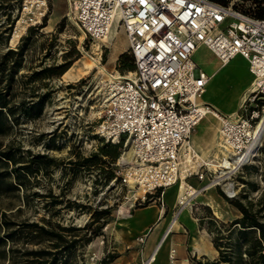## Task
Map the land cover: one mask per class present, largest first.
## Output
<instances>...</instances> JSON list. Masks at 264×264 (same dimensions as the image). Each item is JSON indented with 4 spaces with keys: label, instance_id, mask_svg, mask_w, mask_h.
Returning a JSON list of instances; mask_svg holds the SVG:
<instances>
[{
    "label": "rangeland",
    "instance_id": "1",
    "mask_svg": "<svg viewBox=\"0 0 264 264\" xmlns=\"http://www.w3.org/2000/svg\"><path fill=\"white\" fill-rule=\"evenodd\" d=\"M17 8L13 7L10 10L9 20L6 19L3 11H0V54L8 48L15 49L22 44V36L28 34L29 27L20 33L13 44L11 43L13 32L20 18ZM65 13L66 5L63 0H48L46 15L41 23L34 25L36 29L29 35L30 40L25 50L23 67L15 77L24 79V76L43 65L62 62L63 56L71 57L74 52L73 46H75L79 57L69 67L70 77L68 75L53 77L46 80V86L37 87L38 92L48 89L50 94L42 115L34 120L21 121L9 136L0 137L2 144L10 141L14 145H20L23 149L54 157L60 161V164L55 166L49 175L40 173L35 179L31 177L27 189L10 195H0V211L6 212L7 217L14 222L15 225L11 228H16L17 224L32 221L46 225L45 220L49 219L56 231L67 234V238H74L76 240L74 245L56 255L57 264H145L153 247H146L147 237L142 244L137 243L134 238L135 234L126 237L124 226L127 225L126 220L131 217L134 209L145 208L149 205L161 207L160 195H153L144 201L132 199L131 195L135 191L131 190L130 193L119 183L116 162L112 165L115 176L108 182H105V173L98 168L93 170L82 168L74 171L72 165L68 163V160L75 159L77 154L85 156L96 151L101 142H104L96 134L95 129L101 114V96L107 82V74L98 73L95 68L85 72L83 67L85 63H90L91 59L99 58L106 72L109 73L113 67L117 69L116 57L119 51L128 52L127 39L123 32L117 29V24L114 22L112 27L118 31L115 37L111 41L97 40L91 46L89 42L82 41L76 27L67 19ZM42 24L44 25L40 27ZM20 25L24 26L22 22ZM100 50L102 52L99 56ZM216 64L218 61L213 62L211 66ZM216 76L219 88L212 91L211 97L222 106L223 110L230 109L242 93L243 86L251 80L245 61L241 57L233 59L229 65L220 68ZM30 91L29 85L25 86L21 83L17 86L19 96H27ZM207 97L208 95L205 94L204 99ZM255 103V109L260 111L261 106L264 105V99H256ZM211 106L213 110H217L213 105ZM241 110H237L239 114ZM219 130L220 122L214 121L212 135L211 133L204 134L202 149L208 151L210 157H213L214 152L211 142L219 139ZM124 142V140L120 142V148ZM52 143L55 147L49 148L48 144ZM221 158L222 154L218 152V159ZM203 168L205 167L202 166L200 170ZM197 169L198 166L189 168L192 175L185 179V182L196 189L207 186L192 200L193 205L189 211L196 219L201 214L208 215L204 209L205 205L200 202L211 200L213 195L221 197L218 190L228 197H233L231 196L233 192L234 196H238L243 189H248L241 180L254 182L259 189L264 187V181H262L264 139L258 145L256 155L245 167L222 169L208 166L207 175L202 180H199L194 173ZM172 187L176 189L175 184ZM34 191L38 193L37 196L32 195ZM48 191L57 195L60 200L58 204H51ZM256 195L257 192H252L250 197ZM104 210L107 211L105 215H102L99 221H95L97 212ZM176 210L175 205L173 211ZM236 212L238 217L239 213L237 210ZM172 216L174 217V214ZM104 217L107 219L105 224L97 230L96 235H92L91 231L97 229ZM207 220L208 218L205 219ZM220 220L228 221L227 219ZM65 228L72 230H63ZM26 234L27 228L23 227L20 239L15 242H6L4 245L6 256L0 258V264H29L27 263L29 258L24 254L25 248L53 250L50 242L45 239L38 244L27 243ZM171 235H176V233L172 232ZM66 244L61 243L58 249L61 250ZM10 248L13 250H8ZM176 248L178 250L176 255L179 256V249L182 247L177 246ZM112 255L115 257L111 261L102 262L103 259H108ZM50 257L48 256L47 260ZM193 257L200 258L201 256H188L190 264ZM157 262H160V259ZM184 264L187 263L184 262Z\"/></svg>",
    "mask_w": 264,
    "mask_h": 264
},
{
    "label": "built area",
    "instance_id": "2",
    "mask_svg": "<svg viewBox=\"0 0 264 264\" xmlns=\"http://www.w3.org/2000/svg\"><path fill=\"white\" fill-rule=\"evenodd\" d=\"M63 1L65 15L82 41L92 46L114 22L127 39L134 68L120 72L113 67L108 73L95 132L106 142L125 141L116 174L121 186L141 190L135 201L161 195L176 184L182 147L205 112L213 110L198 100L209 80L194 60L200 47L207 48L222 65L236 55L248 62L254 90L238 108L240 114L237 111L231 117L218 111L219 131L228 159L237 157V167L256 155L258 146L247 153L253 129L264 118V105L260 111L255 109L256 99H264V18L235 9L233 1L228 5L212 0ZM47 9L48 0H21L17 12L26 29L41 23ZM207 172L208 165L200 163L194 173L202 180ZM191 175L187 170L184 180ZM206 187L196 189L186 182L176 198L174 217L182 208L191 209L194 193ZM144 239L145 235L135 238L140 244ZM171 253L173 257V249Z\"/></svg>",
    "mask_w": 264,
    "mask_h": 264
},
{
    "label": "trees",
    "instance_id": "3",
    "mask_svg": "<svg viewBox=\"0 0 264 264\" xmlns=\"http://www.w3.org/2000/svg\"><path fill=\"white\" fill-rule=\"evenodd\" d=\"M20 1L0 0V11L2 10L6 15V19L9 20L10 10L13 7H18ZM212 1L222 5H228L233 1L232 6L235 9L256 18H264V0ZM35 29V26H30L28 34L21 38L22 44H19L15 49L8 48L0 54V137L9 136L21 121L34 120L42 115L50 94L48 89L44 92H38L37 87L46 86L47 79L63 75L79 57L78 50L73 46L74 52L71 57L65 55L62 62L43 65L24 76V79L23 77L17 79L15 76L23 67L25 50L30 40L29 35ZM127 53L122 52L117 57L116 67L120 72L134 68L132 56ZM21 83L31 87L29 95L19 96L17 93V86ZM48 147L54 148L55 146L52 143L48 144ZM120 147V143L104 141L101 142L96 151L85 156L77 154L76 158L68 160V163L72 165L74 171L82 168L87 170L98 168L105 173L104 179L105 182H108L110 178L115 176L112 165L120 156ZM58 164L60 161L47 154L23 149L20 145H14L10 141L5 144L0 143V195H10L27 189L31 177L35 179L40 173L49 175ZM117 179L119 178L117 177ZM241 181L248 189H243L238 196L228 197L218 190V194L238 211V217L228 221L220 220L212 214L208 206H204L208 213L204 217L208 220L205 221L199 216L198 223L209 233L217 256L213 259L205 256L193 257L191 264H264V187L259 189L254 182ZM262 181H264V174H262ZM252 192H257V195L250 197ZM32 195L37 196L38 193L34 191ZM48 196L51 204L60 202L57 195L50 191H48ZM106 212V210L97 212L94 220L99 221ZM105 217L98 224L97 229L91 231L92 235H96L97 230L105 224L107 220ZM45 224L47 226L36 221L23 222L17 224L16 228H11L15 225L14 222L7 217L6 212L0 211V258L6 256L4 248L6 242H15L20 239L22 228L26 227L27 243L38 244L42 239H45L50 242L53 249L50 251L41 248H25L24 254L29 258L27 263L57 264L56 255L74 245L76 240L67 238V234L56 231L49 219L45 220ZM63 230L70 231L72 229L65 228ZM61 243L67 244L60 250L58 248ZM48 256L51 257L47 260ZM114 257L112 255L108 259H103L102 262L107 263Z\"/></svg>",
    "mask_w": 264,
    "mask_h": 264
},
{
    "label": "crops",
    "instance_id": "4",
    "mask_svg": "<svg viewBox=\"0 0 264 264\" xmlns=\"http://www.w3.org/2000/svg\"><path fill=\"white\" fill-rule=\"evenodd\" d=\"M199 51L201 52L200 55H199L200 53ZM122 52L123 51H119L118 55ZM238 57H241L245 61L247 71L249 72L248 62L240 55L234 56L232 59L229 60V63H231L233 59ZM213 59L216 60L217 58L205 47L198 48L194 53V60L196 62L198 69L209 75V80L203 92V94L204 95L207 94L208 97L207 99H204L203 97V99L200 100V102L209 103L219 111L223 112L224 114H228V113L230 114L233 108L236 107V111H235L236 113L238 108L240 107V104L242 103L241 96L248 92V87H249L248 85L250 81L243 86L242 88L243 91L235 100L234 105L230 109L223 110L222 106L217 101H215L213 97H211V93L213 90H217L219 88V83L217 84V79H216L217 77L216 72L220 68L229 65V63L222 65L217 59L216 62L218 61V64H216L215 66L206 67L208 64H210V62ZM249 74L251 75L250 72ZM251 79L253 80L252 75H251ZM208 84L209 87L207 89L206 87ZM206 124H208V121L204 120L200 122V124H198L197 127L195 126L193 128L195 138L199 137L197 138V141L199 142L201 149L204 145V134L211 133L212 130V126L209 125L205 126ZM216 141L217 139H214L211 142V148H213L214 151L213 155L215 152L216 154H218V150L215 145ZM207 153L208 151L205 150L202 151L203 155H206ZM176 198H177V189H174L172 186H169L165 188L160 195V200L162 202L161 207L158 206L154 207L153 205H149L148 207L145 208L134 209V211L131 213L132 214L131 217L126 220L128 222L127 225L124 226V235L126 237H129L135 234L136 236L134 238H136L137 236L143 234L145 235V238L147 237L146 247L147 248L153 247L154 250L158 241L161 240L163 231L168 225L170 219L173 217L172 215L174 214L173 210L176 205ZM197 199H199V197ZM207 201H202L200 203H202L205 206H208L211 209L212 213L219 219L232 220L237 217L236 209H234V207H232L229 203H227V201H225L222 197L213 195L211 197V200L207 199ZM176 217L178 218V228L172 230V232L176 233V235H171L172 232L170 233L171 235L170 243H169L170 255L165 254L164 256L165 259L167 260V264H184V262L190 264L188 256H195V255L197 257L205 256L209 259L216 258L217 251L212 245L211 237L207 232V230L204 227H200L198 223L199 217H197V219L192 217L189 208H182L181 210H179ZM200 217L205 219L204 215L202 214L200 215ZM177 246L182 247L181 249H179L180 251L179 256L176 255L178 252L176 248ZM172 249L174 250L173 257H171ZM154 263L163 264L161 261L160 262L156 261Z\"/></svg>",
    "mask_w": 264,
    "mask_h": 264
},
{
    "label": "bare ground",
    "instance_id": "5",
    "mask_svg": "<svg viewBox=\"0 0 264 264\" xmlns=\"http://www.w3.org/2000/svg\"><path fill=\"white\" fill-rule=\"evenodd\" d=\"M20 23H21V20H18L17 21V26H16L15 31L13 32V35H12V38H11V43L12 44L20 36V33H22L23 30L25 29V25L21 26ZM112 28L110 29V31L101 40L111 41L115 37V35L117 34L118 31H117V29H114V28H113L114 30H112ZM103 45L106 46L105 43H103ZM212 61L216 62L215 59H213ZM212 61L206 67L211 66L212 63H213ZM227 63H229V61L226 62L225 64H227ZM83 68L85 69V72L95 68L98 73L107 74L106 76L108 77V72L105 71L103 65L99 61V58L98 59H91L90 63H87V64L85 63ZM63 75H68V77H70L69 68H68V70H66L63 73ZM248 86H249L248 87V92L254 90V79L250 80ZM248 92L241 96V101L242 102L245 100L246 95L248 94ZM203 97H204V94L202 93L201 97L198 98V100L199 101L202 100ZM235 111H236V107L233 108V110L230 112V114L228 113V116L234 117L235 114H236ZM220 118H221V115H220V113H218V111H216V110H208V111L205 112V114L203 115L201 120L195 126L197 127V125L200 124V122H202L204 120L208 121V124H206L205 126H207V125L213 126L214 121L215 122L219 121ZM219 136H220L219 140H217L215 142V145L217 147L218 152H220L222 154V158L221 159H218V154H216V152L214 153L213 157H210L208 155V153L206 155L202 154L203 149L200 148V144L197 141V138H199V137L195 138V134H194L193 129H192L190 137H189V141L186 142L183 145V147H182V155H183V157H182V160H181L180 174H179V179H178V181L175 184V188L177 189V197L183 191V189L186 186V182L184 180V176H185V171H187L189 168H193V167L195 168V167L199 166L200 163H204V164H206L208 166H212V167H220L222 169L236 168L237 167V162H238L237 157L233 156V157H231V159H228V157H229L228 156V149L226 148V146L223 143L221 133L219 134ZM262 139H264V118H262L261 121L258 122L257 125L253 129V141H252L251 148H250L249 152L247 153L248 155H249V153L251 151L255 150V148L261 143ZM200 142H201V140H200ZM134 191H135V193H132L133 195H131L132 199L135 198V196H138V195L141 194V190H139V189L134 190ZM130 193H131V191H130ZM197 195H198V192H195L194 193V198H196ZM175 228H178V218L177 217H172L170 219L168 225L166 226L165 230L163 231L161 240L158 241V243L156 244L154 250L152 251L151 255L149 256V258H148V260H147V262L145 264H149L151 262H156L158 259H160V261L163 264H167V260L165 259L164 256H165V254H169L170 255V250H169V243H170V236H171L170 233Z\"/></svg>",
    "mask_w": 264,
    "mask_h": 264
}]
</instances>
